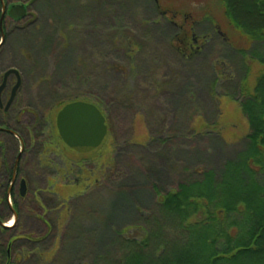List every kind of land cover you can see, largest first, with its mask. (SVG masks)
<instances>
[{"label":"rangeland","instance_id":"rangeland-1","mask_svg":"<svg viewBox=\"0 0 264 264\" xmlns=\"http://www.w3.org/2000/svg\"><path fill=\"white\" fill-rule=\"evenodd\" d=\"M7 1L13 4L17 0ZM66 1H33L24 21L4 19L0 71L11 67L22 71L30 87L27 85L19 97L20 108L42 110L57 104L60 108L62 100L85 93L89 101L96 100L104 109L108 135L105 145L92 153L95 161L90 164L95 179L101 181L97 186L94 177L86 184L79 179L78 183L68 181L67 186L64 181L60 198L63 205L74 209L77 204L72 201L73 194L84 191L89 184L93 194L82 207L92 218L103 222L101 225L82 220L90 218L85 214L77 216L82 217V229L96 234L95 238L83 239L89 255L87 263L80 264H95L99 258H104L105 264L119 261L129 250L116 235L122 230L129 231L128 236L137 235V230L147 234L149 247L145 255L153 257L159 246L184 239L174 220L165 217L156 204L157 194L200 179L198 173L206 170L219 176L225 160L242 148L238 143L249 131L235 100L236 88L247 74L252 92L264 66L251 62L248 55L243 59L228 49L227 38L237 51H248L251 43L229 25L222 0H159L168 16L156 12L154 3L147 0H70L71 5H66ZM58 15L74 30L69 32L68 49L53 47ZM185 17H189L186 28L190 37L209 36L193 55L189 51L182 55L176 44L171 46V37L178 32L176 26H182ZM124 31L133 34L140 45L134 67L109 41L113 33ZM225 60L234 62L237 70L232 81L223 79V89L217 94L212 92L211 66L221 75V67L230 65ZM121 93L130 97L129 103L116 102ZM198 117L219 127H213L205 136H190ZM32 118L26 115L22 119L32 124ZM151 131L155 135L162 132L164 137L174 131L176 136L163 146L158 138L156 143L150 142ZM97 161L100 163L95 169L93 164ZM143 162L151 164L154 171L145 176L144 185H135L133 182L143 181L138 172ZM117 192H123L120 199L114 195ZM127 198L130 202L123 205ZM138 200L140 212L136 209ZM101 211L114 212L110 228L105 226L110 219L104 218ZM31 217L24 213L22 229L41 232L42 225ZM7 221H12L13 226V218ZM57 228L49 232L46 247L53 243Z\"/></svg>","mask_w":264,"mask_h":264},{"label":"trees","instance_id":"trees-1","mask_svg":"<svg viewBox=\"0 0 264 264\" xmlns=\"http://www.w3.org/2000/svg\"><path fill=\"white\" fill-rule=\"evenodd\" d=\"M17 1L27 2L30 7V3L37 0ZM147 1L154 3L156 12L160 15L162 12L169 14L168 11H162L159 0ZM70 2L67 0L66 5H71ZM83 6L86 5L83 4ZM222 6L229 25L251 43L248 51H237L232 41L229 42L227 38L228 49L233 54L237 52L243 59L248 55L251 62L264 66V0H222ZM174 16L177 15L174 14ZM59 17L58 15L53 47L56 45L62 49H68L71 45L69 32L72 33L74 30ZM185 18L187 21L184 20L182 30L176 27L178 32L171 37V46H174L173 42L180 38L184 53L190 52L189 48L192 45L191 32L186 28L189 17ZM147 23L151 24V21ZM109 41L115 48L121 50L124 58L134 67L140 45L133 34L127 31L113 33ZM225 62H230V65L221 67L223 68L221 75L215 72L214 66H211L212 92L217 94L223 89L225 83L223 79L232 81L235 77L233 72L236 74L235 63L229 60ZM246 75L243 76L235 91V96H238L235 100L249 129L238 143L242 148L233 158L225 160L219 176L213 170H206L198 173L201 176L200 179L179 184L165 194H157L159 200L156 204L165 217L174 220L176 229L184 237L183 241L159 246L155 255L150 257L145 255L149 247L147 234L142 235L141 231L137 230V235L128 236L126 233L128 234L129 231L122 230L120 233L116 232V235L126 243L129 250L119 261L110 264H264V72L257 78L252 92L248 88ZM91 81L87 84L90 85ZM124 95L125 93H121L118 96L119 99H115L116 102L129 103L130 97H124ZM88 96L85 93L72 94L62 100V105L84 101L94 104L104 115L102 106L96 100L89 101ZM197 126L200 127L199 130L195 129ZM213 127H219V125L209 124L198 117L189 135L195 138L205 136ZM164 136L162 132L155 135L151 131L150 142L156 143L158 138L159 144L164 146L174 139L176 133L170 131L166 137ZM103 144L105 145V142ZM99 163L100 161H97L93 164L95 169H98ZM90 167L88 162L83 164L80 161V182L86 184L93 180L95 171ZM138 169V172L142 173L140 176L143 181L137 180L133 184L144 185L145 176L152 173L154 168L151 164L143 162ZM218 177H220L219 180ZM100 181L99 178L95 179L94 185L97 186ZM91 189L88 184L84 191L73 194L72 201L77 204L74 209H70V205L68 207L64 205L65 208L61 212L49 213L46 216L48 223L57 221L59 224L54 241L49 247L48 245L46 247L45 242L50 236L49 232L55 229L29 232L25 229L0 228V264L87 263L88 245L83 239L95 238L96 234L95 231L89 232L82 229L80 223L84 219H89L94 220L96 224H103L102 220L92 218L82 207L92 196ZM114 195L120 199L123 192L120 194L117 192ZM124 202L122 204L126 205L130 199L127 198ZM117 203L118 200L115 205ZM136 209L138 212L141 211L140 202L137 203ZM80 214L89 215L90 218L77 219ZM101 214L104 218L110 219V222L108 220L109 223L105 225L110 228L114 212L105 214L101 211ZM105 263L104 258L95 261V264Z\"/></svg>","mask_w":264,"mask_h":264},{"label":"flooded vegetation","instance_id":"flooded-vegetation-1","mask_svg":"<svg viewBox=\"0 0 264 264\" xmlns=\"http://www.w3.org/2000/svg\"><path fill=\"white\" fill-rule=\"evenodd\" d=\"M4 3L7 8L26 5L28 16L29 3L16 1L12 4L7 0ZM168 15L162 12V16ZM5 18L9 17L6 15ZM176 27L182 30V26ZM191 37L192 45L189 49L190 55H193L201 48L199 44L208 40H201L194 34ZM175 44L177 50L183 53L180 38L173 42ZM11 70L17 71V74L11 73L5 78L6 73ZM27 85L19 68L11 67L0 71V228L22 229L24 213H27L43 229H54L59 226L58 222L48 223L46 216L63 210L60 198L62 199L64 181L67 186L70 180L78 183L80 161L92 164L95 161V150L81 153L64 143L57 127V117L66 105L60 104V108L57 107L58 104L49 105L42 110L37 107L31 110V106L20 108L18 100ZM56 101L58 103L57 99ZM26 115L33 117L32 124L23 121L22 118ZM9 217L14 219L11 227L8 226Z\"/></svg>","mask_w":264,"mask_h":264},{"label":"water","instance_id":"water-1","mask_svg":"<svg viewBox=\"0 0 264 264\" xmlns=\"http://www.w3.org/2000/svg\"><path fill=\"white\" fill-rule=\"evenodd\" d=\"M1 6L0 47L5 42L3 29L5 16L7 15L16 22H20L27 17L26 5H12L7 8L4 0H1ZM11 73L17 74V71L11 70L7 72L5 78ZM18 85L19 83L15 87L13 94H15ZM57 127L64 143L81 153L98 149L103 144L108 133L106 119L102 112L95 105L83 101L66 105L58 114Z\"/></svg>","mask_w":264,"mask_h":264},{"label":"bare ground","instance_id":"bare-ground-1","mask_svg":"<svg viewBox=\"0 0 264 264\" xmlns=\"http://www.w3.org/2000/svg\"><path fill=\"white\" fill-rule=\"evenodd\" d=\"M8 226H9V227H11V226H12V221H11V222L8 224Z\"/></svg>","mask_w":264,"mask_h":264}]
</instances>
